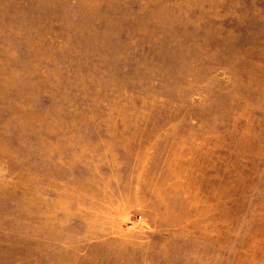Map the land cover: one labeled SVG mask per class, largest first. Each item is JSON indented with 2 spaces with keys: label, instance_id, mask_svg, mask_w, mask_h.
I'll list each match as a JSON object with an SVG mask.
<instances>
[{
  "label": "rangeland",
  "instance_id": "obj_1",
  "mask_svg": "<svg viewBox=\"0 0 264 264\" xmlns=\"http://www.w3.org/2000/svg\"><path fill=\"white\" fill-rule=\"evenodd\" d=\"M0 264H264V0H0Z\"/></svg>",
  "mask_w": 264,
  "mask_h": 264
}]
</instances>
